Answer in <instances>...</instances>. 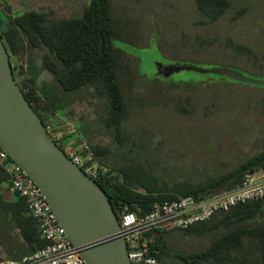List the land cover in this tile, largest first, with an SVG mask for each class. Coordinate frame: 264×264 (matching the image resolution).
I'll return each mask as SVG.
<instances>
[{
    "label": "trees",
    "instance_id": "1",
    "mask_svg": "<svg viewBox=\"0 0 264 264\" xmlns=\"http://www.w3.org/2000/svg\"><path fill=\"white\" fill-rule=\"evenodd\" d=\"M194 6L199 24H213L226 14L231 0H194ZM113 8L112 0H89L80 17L54 20H48L42 12L27 11L9 20L0 18V37L9 61L11 57L23 61L30 70L29 63H33V53L36 52L42 68L53 76L52 87L42 92H38L31 70V77L16 80L45 127L58 114L61 106L59 96L66 97L69 93L90 87L94 93L105 98L104 125L113 131L117 144L124 147L128 144V138L124 135L125 126L133 124L140 131L147 108L154 106L158 99H150L149 91L139 86L140 59L115 44L117 40L146 47L151 30L146 35L142 28L128 30L131 8L125 7L119 18L114 16ZM164 44L158 45L161 59L165 58L163 50H171L172 54L184 51L196 56L202 63H214L220 68L237 69L240 73L248 72V68L253 72H264V51L258 56L249 47L232 44L230 59L226 63H218L211 62L209 58L216 60L224 57L212 52L210 42L178 38L176 42ZM152 78L162 79L156 74ZM166 81L171 86L185 88L184 92H173L166 97L173 112L185 115L192 114L198 108L199 97H194L193 93L227 87L232 89L238 84L215 82L203 88L200 80ZM142 133L145 134V130ZM82 138L78 137L76 141L73 135L65 134L59 147L63 150L68 144L78 146ZM131 143L136 145L134 141ZM87 145L95 158L110 168L99 186L109 197L114 210L125 209L127 204V210L137 215L147 214L155 203L172 201L178 196L202 197L229 190L240 183L246 172L264 168L262 151L227 172L197 181L179 180L168 186L146 167L140 154L129 163L112 168L103 160L109 153L106 147ZM174 231L186 235L214 233L211 242L201 250L188 257L176 255L185 262L187 258H192L201 264H264V198L236 205L227 212H218L208 221L187 229L155 233L151 250L158 251L155 256L159 264H165L167 240ZM16 234L26 248L23 253L19 251L22 247L17 243ZM45 245L46 241L40 236L37 222L29 214L25 201L12 190L7 174L0 168V247L5 251L4 257L20 259Z\"/></svg>",
    "mask_w": 264,
    "mask_h": 264
},
{
    "label": "rangeland",
    "instance_id": "2",
    "mask_svg": "<svg viewBox=\"0 0 264 264\" xmlns=\"http://www.w3.org/2000/svg\"><path fill=\"white\" fill-rule=\"evenodd\" d=\"M112 3L116 18L122 15L125 7L131 8L128 30L142 28L145 35L151 30L146 47L117 40L115 44L140 59L139 86L149 91L150 95H147L150 99L158 100L154 106L147 108L140 131L133 124L125 126L124 135L128 138V144L124 147L117 144L113 131L104 125L105 98L94 93L90 87L67 94L58 110V114L77 130L69 132L55 116L49 121L52 126L60 125L66 134L82 136L80 142L106 147L109 153L103 160L112 168L129 163L140 154L146 167L168 186L179 180L197 181L227 172L264 151V86L238 83L232 89L227 87L193 93L194 97H199L198 108L192 114L185 115L173 112L166 99L168 94L184 92L185 88L171 86L165 79L152 78L156 74V62L204 69L220 68L214 63H202L199 58L184 51L172 54L171 50H163L166 59H161L158 54L159 43L162 46L164 43L171 44L178 38L191 42H210L212 52L224 57L216 60L210 57L211 62L226 63L232 55V44L249 47L259 56L264 51V0H231L230 8L221 19L206 25L199 24L194 0H112ZM88 4L89 0H0V18L9 20L27 11L42 12L48 20L77 18ZM36 54L33 53V63H29V66L37 90L42 92L52 87L53 76L42 68ZM10 63L14 67L15 80H22L21 77L25 75L23 61L11 57ZM247 70L242 73L248 78L264 80V72H253L250 68ZM176 75L175 80L179 77V74ZM180 75L205 81L203 88L219 79L209 74ZM78 137L73 136L76 141ZM133 141L136 145L131 143ZM213 238L214 233L186 235L178 231L171 232L164 263L201 264L192 258H187L185 262L176 255L188 257L208 245ZM16 240L19 245H24L18 234Z\"/></svg>",
    "mask_w": 264,
    "mask_h": 264
},
{
    "label": "water",
    "instance_id": "3",
    "mask_svg": "<svg viewBox=\"0 0 264 264\" xmlns=\"http://www.w3.org/2000/svg\"><path fill=\"white\" fill-rule=\"evenodd\" d=\"M156 76L182 82L184 74L213 75L215 82L264 86L229 68L155 63ZM175 80L174 76H177ZM179 78V79H178ZM197 80V79H196ZM202 81L205 85V81ZM0 148L40 189L65 234L86 264H130L116 211L99 184L64 154L17 84L0 37ZM128 205H125L127 209Z\"/></svg>",
    "mask_w": 264,
    "mask_h": 264
},
{
    "label": "built area",
    "instance_id": "4",
    "mask_svg": "<svg viewBox=\"0 0 264 264\" xmlns=\"http://www.w3.org/2000/svg\"><path fill=\"white\" fill-rule=\"evenodd\" d=\"M11 67L14 68L12 64ZM63 127L69 132L75 131L67 124ZM46 131L58 146L66 134L60 127L52 124L46 127ZM62 151L97 184L102 182L110 171L108 166L95 158L84 141L78 146L68 144ZM0 168L7 174L12 190L25 201L29 214L37 222L40 236L46 241L42 249L20 259L2 257L0 264H86L57 221L38 186L1 148ZM263 198L264 168H259L246 172L239 184L226 191L202 197L178 196L172 201L155 203L144 215H137L127 209L115 211L130 264H159L155 256L158 251L151 250L155 233L187 229L208 221L218 212H227L236 205Z\"/></svg>",
    "mask_w": 264,
    "mask_h": 264
},
{
    "label": "crops",
    "instance_id": "5",
    "mask_svg": "<svg viewBox=\"0 0 264 264\" xmlns=\"http://www.w3.org/2000/svg\"><path fill=\"white\" fill-rule=\"evenodd\" d=\"M23 65H24V72H25V75H23L22 77H21V79H26V78H28V77H31V72H30V70L28 69V67H26V64L23 62ZM59 98L61 99V104H62V102H65V99H66V97H64V96H59ZM55 117H57L58 119H60V125L63 127L65 124H67V125H69L70 127H72V128H74V130H77L76 129V127H74L68 120H66L63 116H61V115H59V114H56L55 115ZM59 122V121H58ZM59 125V126H60ZM59 126H57V127H59ZM75 138H77L78 136L77 135H73ZM81 136V135H80ZM22 248L21 249H19V251H21L22 253L24 252V251H26V248H25V246L24 245H22L21 246ZM5 256V251L0 247V257L2 258V257H4Z\"/></svg>",
    "mask_w": 264,
    "mask_h": 264
},
{
    "label": "flooded vegetation",
    "instance_id": "6",
    "mask_svg": "<svg viewBox=\"0 0 264 264\" xmlns=\"http://www.w3.org/2000/svg\"><path fill=\"white\" fill-rule=\"evenodd\" d=\"M14 70V68L12 69V71Z\"/></svg>",
    "mask_w": 264,
    "mask_h": 264
}]
</instances>
